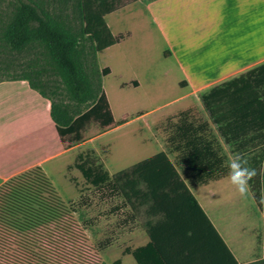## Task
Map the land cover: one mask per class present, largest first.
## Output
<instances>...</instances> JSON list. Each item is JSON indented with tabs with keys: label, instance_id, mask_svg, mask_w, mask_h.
Returning a JSON list of instances; mask_svg holds the SVG:
<instances>
[{
	"label": "trees",
	"instance_id": "1",
	"mask_svg": "<svg viewBox=\"0 0 264 264\" xmlns=\"http://www.w3.org/2000/svg\"><path fill=\"white\" fill-rule=\"evenodd\" d=\"M116 2L16 0L14 16L3 33L4 44L14 52L42 48L48 55L74 108L58 101L59 87L46 92L42 71L22 68L10 80L28 81L51 102V117L64 143L92 121L106 127L112 124L103 87V78L111 71L100 69L98 56L123 41L106 23V17L116 11ZM201 100L221 141L255 170L248 186L261 207L264 66L213 88ZM176 117L168 151L111 176L91 150L78 154L68 170H78L86 184L96 189L108 187L112 196L122 200L120 209L128 208L130 223L144 221L150 242L123 251L137 264H239L190 190L229 176L228 157L220 141L209 137L210 123L194 118L191 111ZM42 179L43 169L38 167L0 187V264H106L84 232L29 208ZM71 209L76 210L74 204Z\"/></svg>",
	"mask_w": 264,
	"mask_h": 264
},
{
	"label": "rangeland",
	"instance_id": "2",
	"mask_svg": "<svg viewBox=\"0 0 264 264\" xmlns=\"http://www.w3.org/2000/svg\"><path fill=\"white\" fill-rule=\"evenodd\" d=\"M151 1L117 0L116 11L106 17L110 32L116 38L123 39L119 45L98 56L100 69L109 68L111 71L109 76L103 78V87L112 112V124L106 127L101 121H92L80 134L65 139L66 148L77 147L79 154L94 151L111 176L151 158L162 148L168 151L172 124L176 122L178 114L191 111L193 117L200 120L205 116L198 97L182 101L188 93L183 71L174 59L165 56L164 44L149 40L145 42L150 31L145 5ZM15 6L16 0H0V80H10L19 76L22 68L32 67L42 71L46 92L59 87L58 101L74 108L44 49L14 52L4 44L3 33L14 16ZM133 81L139 82V86L134 87L131 84ZM81 111L84 113L86 106ZM142 115L144 117H140ZM168 120L172 121L168 123ZM222 149L227 156L230 148L225 145L226 150ZM170 156L176 158L174 154ZM73 174L74 168L68 170L67 178L80 195L74 204L78 213L42 209L37 202L29 208L84 232L89 245L97 251L102 262L114 264L121 260L123 264H136L132 257L123 258L121 251L132 232H145L144 221L130 223L128 208L120 209L122 200L112 196L108 187L96 189L87 185L84 179H75ZM77 174L81 177L80 172ZM51 177L62 191L56 178ZM261 199L260 208L256 206L249 216L247 211H241L232 220L237 224L228 228L232 236L227 242L242 264H264V192ZM249 221H252L254 228ZM228 222L231 224V219ZM107 244L113 247L104 248Z\"/></svg>",
	"mask_w": 264,
	"mask_h": 264
},
{
	"label": "crops",
	"instance_id": "3",
	"mask_svg": "<svg viewBox=\"0 0 264 264\" xmlns=\"http://www.w3.org/2000/svg\"><path fill=\"white\" fill-rule=\"evenodd\" d=\"M145 11L150 24L145 42L164 44L165 56L174 59L183 71L188 93L182 101L198 97L202 105V97L213 88L264 66V0H152L145 5ZM133 83L139 86V82ZM200 121L210 123L209 137L218 139L225 149L216 126L206 113ZM77 149L66 148L51 117V102L32 89L28 81L0 82V187L20 174L40 167L43 179L29 206L37 202L42 209H62L76 214L78 208L73 211L71 205L80 195L67 174L79 154ZM163 151L162 148L155 155ZM226 154L230 160L235 158L231 152ZM174 158L170 156L171 160ZM248 167L252 168L249 164ZM77 172L75 169L73 177L83 179ZM260 174L264 183V165ZM190 190L238 263L242 264L227 242L232 236L228 228L237 224L232 220L241 211H247L249 216L258 206L250 187L242 196L227 176L207 185L190 187ZM249 225L254 228L252 221ZM132 233L130 240L122 246L123 258L132 257L124 256V249L135 250L150 242L146 231ZM112 244L108 249L113 247Z\"/></svg>",
	"mask_w": 264,
	"mask_h": 264
},
{
	"label": "clouds",
	"instance_id": "4",
	"mask_svg": "<svg viewBox=\"0 0 264 264\" xmlns=\"http://www.w3.org/2000/svg\"><path fill=\"white\" fill-rule=\"evenodd\" d=\"M246 165L247 160L240 154H237V156L228 163L231 183L236 186L242 196L247 192L249 180L256 174L254 169Z\"/></svg>",
	"mask_w": 264,
	"mask_h": 264
}]
</instances>
